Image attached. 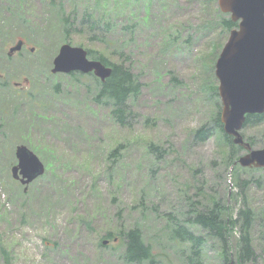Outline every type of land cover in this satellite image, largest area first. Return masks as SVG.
Returning a JSON list of instances; mask_svg holds the SVG:
<instances>
[{
    "label": "rangeland",
    "instance_id": "obj_1",
    "mask_svg": "<svg viewBox=\"0 0 264 264\" xmlns=\"http://www.w3.org/2000/svg\"><path fill=\"white\" fill-rule=\"evenodd\" d=\"M217 1L132 0L124 6L121 0H80L98 16L109 13L114 25L104 43H90L82 36L65 41L58 7L45 0H0V248L6 247L11 264H125L118 233L135 225L156 264H183V245L168 236L165 212L184 222L191 200L210 205L211 197L232 218L244 200L254 210L255 258L247 264H264V167H243V148L229 164L219 130L198 143L191 136L216 110L214 64L230 32L222 22L230 14ZM63 6L72 7V0ZM131 23L133 34L124 30ZM22 35L28 37L24 46L7 55ZM63 42L111 60L119 59L113 51L125 48L141 82L131 100L130 127L115 124L109 108L93 100L96 76L50 72ZM47 63L48 76L42 75ZM263 130L264 122L243 124L240 133L261 148ZM150 142L161 149L148 150ZM19 143L45 166L26 190L11 176ZM120 144L117 155L108 157ZM237 177L255 180L241 188ZM109 231L119 237H105ZM239 236L240 224L230 237L234 263ZM207 239L200 263L224 264L219 241ZM1 254L0 264H7Z\"/></svg>",
    "mask_w": 264,
    "mask_h": 264
},
{
    "label": "trees",
    "instance_id": "obj_2",
    "mask_svg": "<svg viewBox=\"0 0 264 264\" xmlns=\"http://www.w3.org/2000/svg\"><path fill=\"white\" fill-rule=\"evenodd\" d=\"M66 0H45L52 6H57V15L59 16L57 23H61V30L65 41H74L75 37L82 36L90 43H104L106 38L112 32L114 25L111 23L109 13L98 16L95 10L91 7L84 6L80 3V0H72V7L63 6V2ZM122 5L126 6L132 3V0H121ZM223 25L226 29H231L236 26V22H233L230 17L222 19ZM124 27V25H122ZM136 28L135 23H131L124 27V30L134 33ZM26 42L27 36H18ZM38 45L37 43H34ZM109 43L108 45H110ZM117 52L119 59L111 60L103 53L87 48V53L90 58L100 59L106 65L111 66L110 75L104 80L100 81L94 77L97 91L93 96V100L100 106L109 108V116L113 122L122 127L131 126V118L134 116L131 100L135 99L140 92L141 82L138 75L134 72L132 65L129 63V55H126V50L121 47ZM49 63L46 64L42 75H49L48 72ZM30 74V73H29ZM74 76L75 73H70ZM29 78V76H28ZM1 82L0 85H3ZM211 93L216 98L215 112L210 117L209 121L203 122L200 126L192 131L191 136L193 140L198 143L211 136L215 130H219L228 146L226 158L229 164H231L240 152L239 145L232 143V137L227 135L222 128L220 121V105L218 101L217 87L215 84L211 86ZM1 98V97H0ZM8 104H4L7 106ZM1 108V110L4 109ZM264 122L263 113L247 114L244 125L255 127ZM249 136H245L248 139ZM264 136V130H263ZM249 142L254 145L255 138H249ZM122 144L112 149L108 157L116 156ZM160 146H155L151 142L148 145V150L154 152V150H160ZM160 158V155L156 154ZM236 171H240L239 167H234ZM264 170V169H263ZM235 178V175H234ZM255 179H246L237 177L236 185L241 188H246ZM212 198L210 205H203L196 199L191 200L187 204V210L184 212V222H180L176 215L171 211L165 212L168 218L166 224L168 230V236L170 238L178 240L183 246L179 248L180 255L183 264H201L200 257L204 243L207 242V238H212L220 243V253L222 254V262L224 264H247L255 258L254 246L252 244V238L250 234L251 225L255 219L254 210L244 200L243 207L237 212V217L232 218L228 216L226 212V206L220 202L219 199ZM240 222V223H239ZM189 223L191 226H198L205 231V234L195 233L186 225ZM240 224V236L237 241L238 248L236 249L235 263L233 261L232 243L230 237L234 232V228ZM122 237L124 242V251L121 254V258L125 264H156L158 261L154 255L151 245L146 242L142 236V231L138 226H131L126 230H121L118 233ZM105 237L110 240H115L119 237L109 231ZM99 246L106 247L109 244H103V240H99ZM0 252L7 264H11V256L4 245L1 244Z\"/></svg>",
    "mask_w": 264,
    "mask_h": 264
},
{
    "label": "water",
    "instance_id": "obj_3",
    "mask_svg": "<svg viewBox=\"0 0 264 264\" xmlns=\"http://www.w3.org/2000/svg\"><path fill=\"white\" fill-rule=\"evenodd\" d=\"M217 3L222 12L230 14L232 21H238L214 64L222 128L234 144L247 152L238 159L243 167H264V147H252L240 133L247 114L264 112V0H218ZM22 45L23 40H17L9 47L8 54L20 50ZM111 69L100 59L89 58L84 47L63 42L50 70L93 73L104 81ZM15 156L17 162L11 166V176L25 186L44 173V163L26 144L16 145Z\"/></svg>",
    "mask_w": 264,
    "mask_h": 264
}]
</instances>
